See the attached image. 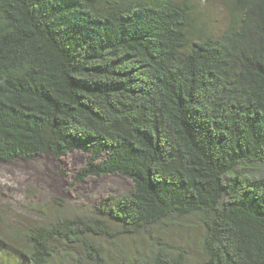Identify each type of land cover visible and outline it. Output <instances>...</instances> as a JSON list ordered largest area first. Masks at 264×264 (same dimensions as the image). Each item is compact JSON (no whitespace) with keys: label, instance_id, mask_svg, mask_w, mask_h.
<instances>
[{"label":"trees","instance_id":"1","mask_svg":"<svg viewBox=\"0 0 264 264\" xmlns=\"http://www.w3.org/2000/svg\"><path fill=\"white\" fill-rule=\"evenodd\" d=\"M220 1L222 30L196 0H0V162L132 182L7 231L6 264H264V0Z\"/></svg>","mask_w":264,"mask_h":264},{"label":"rangeland","instance_id":"2","mask_svg":"<svg viewBox=\"0 0 264 264\" xmlns=\"http://www.w3.org/2000/svg\"><path fill=\"white\" fill-rule=\"evenodd\" d=\"M196 3L218 30L227 26L229 11L222 1L196 0ZM63 161L65 164L61 165L53 157L43 155L30 162L21 160L8 164L0 162L2 245L16 248L5 235L7 231L33 227L40 222L53 219L52 217L60 210L55 202L77 212H86L108 196L125 195L132 188V182L120 175L100 179L91 177L84 183H76L75 176L86 166L88 156L83 152H74L63 158ZM197 231L199 230L194 229L190 233L175 229L166 233L164 238L169 243L189 251L194 259H200L202 255ZM122 243L128 247L135 244L133 239L123 240ZM137 243L146 250L150 248V244L143 237L138 238ZM0 264H6V260L1 256ZM62 264L72 263L64 261Z\"/></svg>","mask_w":264,"mask_h":264}]
</instances>
